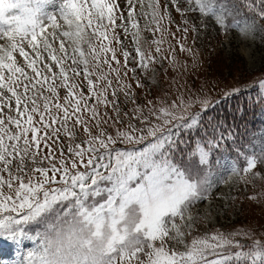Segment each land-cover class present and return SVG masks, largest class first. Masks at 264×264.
<instances>
[{
	"label": "snow or ice",
	"instance_id": "6c2138e0",
	"mask_svg": "<svg viewBox=\"0 0 264 264\" xmlns=\"http://www.w3.org/2000/svg\"><path fill=\"white\" fill-rule=\"evenodd\" d=\"M210 27L264 0H0V264H264V79L198 85Z\"/></svg>",
	"mask_w": 264,
	"mask_h": 264
},
{
	"label": "rangeland",
	"instance_id": "374dc122",
	"mask_svg": "<svg viewBox=\"0 0 264 264\" xmlns=\"http://www.w3.org/2000/svg\"><path fill=\"white\" fill-rule=\"evenodd\" d=\"M190 40L191 37H189V42ZM197 47L201 50L202 63L197 69H190L191 78L195 79L198 85L203 84L205 91L209 92L214 99L219 98L223 91L232 87L253 85L252 89L259 91V80L264 79V43H261L259 39L254 43L249 42L248 45L238 43L236 33L232 32L223 36L217 29L210 27L208 34L198 42ZM176 56L181 61L186 58V55L180 53L178 48ZM188 59L191 64L190 58ZM262 128L264 125L254 133L259 136ZM241 207L242 211L233 220L234 224L245 227L251 224H264V214L255 204L245 203ZM227 223V219H221L216 227ZM254 238L264 240V236H261L259 231L256 232ZM242 242L250 243V241ZM0 248V260H8L13 256L12 249L3 248L2 245Z\"/></svg>",
	"mask_w": 264,
	"mask_h": 264
},
{
	"label": "trees",
	"instance_id": "16d2710c",
	"mask_svg": "<svg viewBox=\"0 0 264 264\" xmlns=\"http://www.w3.org/2000/svg\"><path fill=\"white\" fill-rule=\"evenodd\" d=\"M256 92H257L256 89H252V94H255ZM250 119H251V118H250ZM263 125H264V124H262V123L260 122V118L257 117L255 120L252 121V124L250 125V134L256 132L257 130H259V128H260L261 126H263ZM189 147L191 148V147H193V145H189Z\"/></svg>",
	"mask_w": 264,
	"mask_h": 264
},
{
	"label": "bare ground",
	"instance_id": "6f19581e",
	"mask_svg": "<svg viewBox=\"0 0 264 264\" xmlns=\"http://www.w3.org/2000/svg\"><path fill=\"white\" fill-rule=\"evenodd\" d=\"M237 42H238V43H245V44L248 45L249 42H251V41H243V40H240V39L237 38ZM250 44H252V43H250ZM233 181H234V180H233ZM4 246L10 248V250L12 249V247L9 246V245H7V244H4ZM0 249H1V248H0ZM6 252H7V251H6ZM0 253H1V252H0ZM4 254H5V253H4ZM12 254H13V249H12ZM12 254H11V255H12ZM1 260H2V259H1Z\"/></svg>",
	"mask_w": 264,
	"mask_h": 264
}]
</instances>
